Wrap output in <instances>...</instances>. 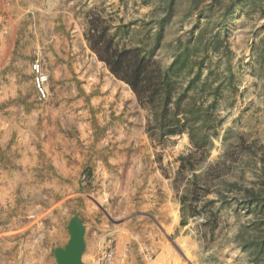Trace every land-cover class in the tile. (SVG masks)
I'll return each mask as SVG.
<instances>
[{"label":"rangeland","instance_id":"1","mask_svg":"<svg viewBox=\"0 0 264 264\" xmlns=\"http://www.w3.org/2000/svg\"><path fill=\"white\" fill-rule=\"evenodd\" d=\"M101 8L121 43L165 67L180 40L197 45V82L218 95L208 154L186 131L164 135L89 48L88 13ZM81 58L127 102L71 97ZM74 216L98 252L111 233L146 264H264V0H0V264H58Z\"/></svg>","mask_w":264,"mask_h":264},{"label":"trees","instance_id":"2","mask_svg":"<svg viewBox=\"0 0 264 264\" xmlns=\"http://www.w3.org/2000/svg\"><path fill=\"white\" fill-rule=\"evenodd\" d=\"M112 25L106 8L90 11L85 31L89 48L115 77L129 85L138 102L148 107L151 122H161L164 135L186 131L193 148L208 154L212 136L217 133L214 123L218 95L217 91L208 92L206 83L197 82L204 65V59H191L197 45L192 48L189 42L180 40L172 62L165 67L153 56L152 48L121 43L118 31L121 26L113 31ZM162 29L161 22L157 43ZM194 71V76L188 79ZM186 159L187 156L180 157L182 166Z\"/></svg>","mask_w":264,"mask_h":264},{"label":"bare ground","instance_id":"3","mask_svg":"<svg viewBox=\"0 0 264 264\" xmlns=\"http://www.w3.org/2000/svg\"><path fill=\"white\" fill-rule=\"evenodd\" d=\"M77 67H79L80 71L74 72L69 77L68 85L76 88L71 93V97L81 98L82 96L84 100L90 101L94 93H99L101 96L105 94L112 95L115 101L122 100L127 102L125 93L121 92L109 79L102 80V72L93 64H89L85 59L81 58L80 64ZM79 75L81 76L78 77Z\"/></svg>","mask_w":264,"mask_h":264},{"label":"crops","instance_id":"4","mask_svg":"<svg viewBox=\"0 0 264 264\" xmlns=\"http://www.w3.org/2000/svg\"><path fill=\"white\" fill-rule=\"evenodd\" d=\"M90 227L86 226V232H85V246L84 250L81 256V261L84 264H90V259H93L91 264L94 262V258L98 254V248H96V241L95 239V232L93 229V233H90ZM111 233H108L107 236L109 237L106 241L107 244L110 243L113 246L116 247V255H117V261L119 264H146L143 259V253L141 248L138 246H127L125 240H123L122 236H118V238L113 237ZM95 244V245H94ZM105 244V245H107ZM127 246V247H126ZM102 249V248H101ZM97 253V254H96ZM96 254V255H95ZM160 255H157L156 260L159 258Z\"/></svg>","mask_w":264,"mask_h":264},{"label":"built area","instance_id":"5","mask_svg":"<svg viewBox=\"0 0 264 264\" xmlns=\"http://www.w3.org/2000/svg\"><path fill=\"white\" fill-rule=\"evenodd\" d=\"M31 70L38 99L41 101L47 100L49 98V73L45 70L40 60H35L31 64ZM147 251L150 257H152L153 250L147 248ZM116 253V247L108 243L98 252L94 258L93 264H119Z\"/></svg>","mask_w":264,"mask_h":264},{"label":"water","instance_id":"6","mask_svg":"<svg viewBox=\"0 0 264 264\" xmlns=\"http://www.w3.org/2000/svg\"><path fill=\"white\" fill-rule=\"evenodd\" d=\"M71 239L65 248L56 252L58 264H84L81 256L85 246L86 226L79 216H74L69 224Z\"/></svg>","mask_w":264,"mask_h":264}]
</instances>
